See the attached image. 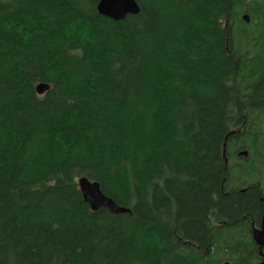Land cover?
Returning a JSON list of instances; mask_svg holds the SVG:
<instances>
[{
	"label": "trees",
	"instance_id": "obj_1",
	"mask_svg": "<svg viewBox=\"0 0 264 264\" xmlns=\"http://www.w3.org/2000/svg\"><path fill=\"white\" fill-rule=\"evenodd\" d=\"M99 1L0 0V264H258L264 0Z\"/></svg>",
	"mask_w": 264,
	"mask_h": 264
},
{
	"label": "water",
	"instance_id": "obj_2",
	"mask_svg": "<svg viewBox=\"0 0 264 264\" xmlns=\"http://www.w3.org/2000/svg\"><path fill=\"white\" fill-rule=\"evenodd\" d=\"M97 7L101 14L114 20H122L127 15L137 14L140 11V5L137 0H100ZM245 19L249 20V17L245 15ZM36 88L38 93L43 94L50 88V84L40 82ZM242 154L246 155L247 151H243ZM78 182L85 200L91 205L93 210L104 207L109 209L113 213H123L131 211L130 208L119 205L112 197L106 195L102 191L100 183L97 180H91L87 176H81ZM253 238L261 247V255L263 256L264 213L261 225L253 229ZM258 264H264V259Z\"/></svg>",
	"mask_w": 264,
	"mask_h": 264
},
{
	"label": "flooded vegetation",
	"instance_id": "obj_3",
	"mask_svg": "<svg viewBox=\"0 0 264 264\" xmlns=\"http://www.w3.org/2000/svg\"><path fill=\"white\" fill-rule=\"evenodd\" d=\"M255 227H259V226H255V225H254V226H253V229H254Z\"/></svg>",
	"mask_w": 264,
	"mask_h": 264
}]
</instances>
